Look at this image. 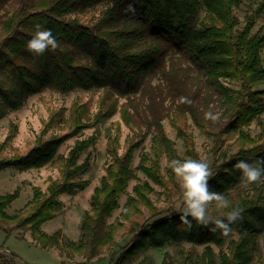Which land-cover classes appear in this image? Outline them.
<instances>
[{"label":"trees","instance_id":"16d2710c","mask_svg":"<svg viewBox=\"0 0 264 264\" xmlns=\"http://www.w3.org/2000/svg\"><path fill=\"white\" fill-rule=\"evenodd\" d=\"M15 1L14 7L6 10L11 2L0 0V16L1 11L5 12L0 35V119L47 88L62 92L77 88L103 91L98 113L93 117L86 103H73L69 121L61 113L62 108L54 111L36 144L25 154L2 156L16 136V130H10L0 144V171L8 167L20 171L41 168L59 159L61 177L52 181L46 191L35 187L29 209L21 213L6 211L18 196L17 191L0 194V225L7 230H29L45 248L68 249L85 258L98 256L114 239L117 227L108 224V219L120 207L119 197L137 178V170L162 187L168 186L160 160L163 154L170 161L177 155L163 121L168 118L181 129L190 117L218 142L230 132L232 136L240 135V149L233 155H222L223 161L214 167L208 182L210 190L222 193L230 206L217 209L213 203L209 214L226 219L227 213L238 207L243 210V220L231 225L232 233L227 237L220 231L211 232L213 225L197 226L195 221L189 229L180 225L176 210L165 213L152 204L149 193L153 189L148 181L137 183L121 216L130 219L141 202L153 213L144 224L133 223V236L120 261H129L152 247L189 242L205 245V250L200 260L188 250L181 264H252L259 239L264 238V177L245 187L240 170L233 166L238 159L254 163L264 157V143L254 142L248 133H243L246 125L264 113V27L253 31L257 18H264V0L247 14L243 27L237 8L244 0ZM129 3H134V14L124 11ZM36 24L51 30L59 43L57 49L49 48L42 55L28 51L27 42L35 34ZM226 80L238 82L240 88ZM181 96L191 103H179ZM121 98L124 101L120 103ZM216 108L220 109L219 120L206 119L205 113L216 114ZM117 111L139 133L130 135L123 155L113 147V161L94 190L91 210L84 214L81 238L68 241L64 247L58 232L48 234L41 226L54 212L62 210L60 195H73L89 185L83 175L90 161L79 160L98 137L93 134L76 140L67 156L60 155L59 149L72 135ZM68 122L70 131L62 133ZM51 130L54 132L48 134ZM148 135L150 152H144L133 168L134 150ZM109 138L117 141V137ZM188 142L193 146L191 138ZM236 232L237 239L233 237ZM229 238L227 251H214L212 245L223 247ZM166 254L163 264H170Z\"/></svg>","mask_w":264,"mask_h":264},{"label":"rangeland","instance_id":"374dc122","mask_svg":"<svg viewBox=\"0 0 264 264\" xmlns=\"http://www.w3.org/2000/svg\"><path fill=\"white\" fill-rule=\"evenodd\" d=\"M9 1L11 4L6 10L12 9L16 4L15 0ZM260 1L244 0L243 4L237 8L241 19L240 27L245 25L247 14L259 7ZM4 13V11H1L0 35ZM77 16L81 17L80 14ZM262 27H264V18L258 17L253 31L255 32ZM262 57L264 59V48ZM226 83L234 88H240V84L234 80H226ZM102 91V88H77L70 92H62L47 88L42 92L31 95L21 108L11 110L7 116L0 119V144L8 136L11 129L16 130V136L7 149L4 150L2 156H11L16 152L27 153L36 144L38 137L42 135L45 124L54 114L53 112L60 108H62L63 112L61 113L64 118L69 121L73 103H86L89 108V115L93 117L98 113ZM123 101L124 99L121 98L120 103ZM215 112L219 114L220 109L216 108ZM92 121L90 120L89 123H92ZM186 124L184 128L177 129L168 118L163 121L167 136L174 142L176 159L192 158L204 160L210 165L212 172L214 167H217L223 161L222 155L224 153L233 155L243 143L238 133L234 136H232L233 132L224 134L221 136V141L218 142L214 136L208 135L206 131L197 126L190 117ZM66 127L61 130L62 133L70 131L69 122ZM52 130L48 134L54 132ZM143 131L145 132L146 128L143 127ZM133 133L139 132L127 125L121 118L119 111H117L110 118L101 120L92 126H87L82 131L72 135L60 147L58 153L67 156L76 140L88 138L93 134L98 137L96 144L83 152L79 160L82 162L88 158L90 161V168L83 175L84 178L89 180V185L73 195H60L59 199L64 203L62 210L54 212L53 217L41 226V229L48 234L58 232L64 247H66L68 241H78L81 238V224L84 214L87 210H91L94 190L100 186L103 176L107 174L109 164L113 161L112 155L115 151L113 147L118 149L120 155H123L131 141L130 135ZM243 133H248L254 142L264 143V113L260 115V118H256L246 125ZM109 136L117 137V141L113 142ZM145 137L141 146L134 150L133 168H136L140 163L144 152H150L151 135ZM190 138L193 146H190V142H188ZM138 139L139 136L136 140ZM247 145L249 146L248 141ZM169 162V157L163 154L160 165L161 172L165 180L168 181L167 187H162L160 184L153 182L145 173L137 170V178L129 183L127 189L119 197L120 207L108 219V224L114 223L117 227L114 239L100 250L98 256L85 258L81 254L74 253L68 249L45 248L33 239L29 230L22 228L7 230L5 226L0 225V264H163L166 253L167 261L170 264H181L183 256L188 250L194 251L193 254H196L197 259H199L205 250V245L184 242L182 244H168L160 248L152 247L129 261H120V256L130 244L133 236V223L144 224L150 220V216L153 213L145 203L141 202L139 203V210L132 211L130 219H125L121 216V211L126 204L127 198L134 194L133 187L135 184L144 181L150 183L153 189L149 193L150 200L162 212L169 213L176 210V205L182 200V189L180 188L179 180L169 167ZM60 163L61 161L57 159L41 168H32L26 171L10 167L1 170L0 194L18 192V196L8 205L6 211L10 214H16L29 209L30 206L27 205L33 198L34 188L38 187L42 191H46L52 181L61 177ZM233 237L237 239L239 234L236 232ZM230 240L231 238L226 241L223 247L212 245L214 251L218 254L221 250L227 251ZM262 240L264 238L261 236L259 248L252 264H264V250L261 249L260 243Z\"/></svg>","mask_w":264,"mask_h":264},{"label":"clouds","instance_id":"9594fccd","mask_svg":"<svg viewBox=\"0 0 264 264\" xmlns=\"http://www.w3.org/2000/svg\"><path fill=\"white\" fill-rule=\"evenodd\" d=\"M126 13H135L134 3H129L124 9ZM35 34L27 42L28 51L42 55L49 48L55 50L59 43L53 36L50 29H44L40 24L35 25ZM179 103H191L187 97H179ZM205 118L216 122L219 115L212 111L205 113ZM175 176L178 178L182 189V200L176 205V212L180 213V225L193 228V221L197 226L210 227L215 233L220 231L227 237L232 233L231 225L243 220V210L236 207L227 213L226 219L213 217L209 214V208L214 203L217 209L228 208L229 201L225 196L216 191L210 190L209 180L212 176L210 165L204 160L192 158L172 159L169 162ZM241 172V183L247 187L253 183H259L264 177V157L257 159L254 163L238 159L233 166ZM191 217V219H189ZM261 249L264 250V240L260 241Z\"/></svg>","mask_w":264,"mask_h":264}]
</instances>
